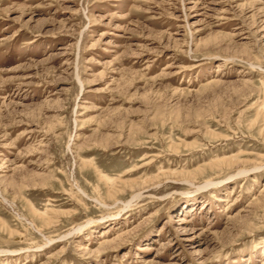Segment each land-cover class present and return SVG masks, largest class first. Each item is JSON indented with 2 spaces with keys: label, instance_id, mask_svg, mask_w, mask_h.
I'll list each match as a JSON object with an SVG mask.
<instances>
[{
  "label": "rangeland",
  "instance_id": "1",
  "mask_svg": "<svg viewBox=\"0 0 264 264\" xmlns=\"http://www.w3.org/2000/svg\"><path fill=\"white\" fill-rule=\"evenodd\" d=\"M0 264H264V0H0Z\"/></svg>",
  "mask_w": 264,
  "mask_h": 264
}]
</instances>
